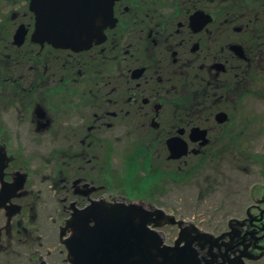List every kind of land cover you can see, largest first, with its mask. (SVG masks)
Returning <instances> with one entry per match:
<instances>
[{
  "label": "flooded vegetation",
  "instance_id": "obj_1",
  "mask_svg": "<svg viewBox=\"0 0 264 264\" xmlns=\"http://www.w3.org/2000/svg\"><path fill=\"white\" fill-rule=\"evenodd\" d=\"M91 2L0 0V264H69L74 213L188 189L165 245L264 264V0H114L86 48L44 39Z\"/></svg>",
  "mask_w": 264,
  "mask_h": 264
},
{
  "label": "water",
  "instance_id": "obj_2",
  "mask_svg": "<svg viewBox=\"0 0 264 264\" xmlns=\"http://www.w3.org/2000/svg\"><path fill=\"white\" fill-rule=\"evenodd\" d=\"M113 2L92 0L91 16L86 18L69 12L64 16L72 18L71 21L56 22L49 27L39 23L40 29L45 27L44 39L61 48H86L102 38L103 30L113 24ZM35 26L37 34L38 24ZM93 208L78 211L67 221L71 235L63 243L69 264H198L190 243L198 235L211 237L191 224L195 235L183 237L187 229L184 228L179 231L175 246L169 247L163 243L164 238L156 227L163 217L167 223L180 224L181 220L173 215L149 211L133 203L105 207L106 211H90ZM182 239L186 244L180 247L177 243Z\"/></svg>",
  "mask_w": 264,
  "mask_h": 264
},
{
  "label": "rangeland",
  "instance_id": "obj_3",
  "mask_svg": "<svg viewBox=\"0 0 264 264\" xmlns=\"http://www.w3.org/2000/svg\"><path fill=\"white\" fill-rule=\"evenodd\" d=\"M195 191L193 189H188L186 192L181 191H175L172 193L171 198L169 200V207L172 211H166L171 212L175 214L176 218H183L188 220H194L196 221V214L198 212L202 211H193L195 207ZM165 202L167 203L166 199ZM205 212H216V211H205ZM224 213L228 211H222ZM161 230L163 233L168 231V233L174 234L176 233V230L174 227H162Z\"/></svg>",
  "mask_w": 264,
  "mask_h": 264
}]
</instances>
